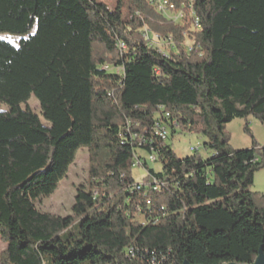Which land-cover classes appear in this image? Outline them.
I'll list each match as a JSON object with an SVG mask.
<instances>
[{
    "label": "trees",
    "instance_id": "obj_1",
    "mask_svg": "<svg viewBox=\"0 0 264 264\" xmlns=\"http://www.w3.org/2000/svg\"><path fill=\"white\" fill-rule=\"evenodd\" d=\"M165 1L176 16L158 0L125 13L124 0H0V35L20 38L0 36V264H249L264 251V191L251 190L264 147L248 122L250 148L225 131L264 122V0ZM32 95L47 125L23 108ZM165 113L209 155L156 137ZM152 147L162 171L144 158ZM82 148L72 214L42 212ZM136 157L152 176L139 189Z\"/></svg>",
    "mask_w": 264,
    "mask_h": 264
},
{
    "label": "rangeland",
    "instance_id": "obj_2",
    "mask_svg": "<svg viewBox=\"0 0 264 264\" xmlns=\"http://www.w3.org/2000/svg\"><path fill=\"white\" fill-rule=\"evenodd\" d=\"M99 2H104L112 8L111 5L117 3L118 0H98ZM123 11L126 12L127 0H124ZM159 1V0H158ZM162 6L168 8V5L162 4L159 2V7ZM163 10V9H162ZM165 10V9H164ZM167 11V10H165ZM172 16L173 11H171ZM2 38H5L14 44H18L19 37L11 36V35H0ZM151 37L153 40L151 42L154 46L159 49H164V45L167 43L166 40L162 38H156L155 34L151 33ZM191 46V41L189 39L186 40V47ZM104 69L108 70L110 73H115L118 75L123 74L122 67L115 66H105ZM23 108L27 106L36 114H38L44 124H48V121L42 115L40 103L35 96L28 100L26 104L22 105ZM0 109L8 110V107L4 104H0ZM249 123V127L252 131L255 141L258 143L260 147H264V122H262L257 117L251 116L247 120L236 118L232 122L226 124L225 131L229 134L230 144L234 148H250L253 145V138L245 131V124ZM170 126V136L166 140V143L172 147V149L176 152L179 157H185L191 154L190 147L197 146L200 144V153L207 157L209 152L203 147V142L205 138L201 134L191 133L184 129L178 128L177 126ZM147 157V155L145 154ZM148 166L153 168L155 171H162V164L159 160L157 161H149ZM88 169H89V153L87 148H82L78 152V156L76 161L71 165L67 176L60 182L59 188L57 191L49 196L44 197L37 201V207L42 212H48L61 216H68L72 214V206L75 203V197L77 194V189L80 185L86 183L88 179ZM133 177L136 182L145 183L148 180L152 179V176L148 175L147 169L141 165L136 164L133 167ZM264 188V169H261L255 174V182L251 188L252 191L263 192ZM139 220L142 218L138 217ZM8 243L4 241L0 234V254L7 248Z\"/></svg>",
    "mask_w": 264,
    "mask_h": 264
},
{
    "label": "built area",
    "instance_id": "obj_3",
    "mask_svg": "<svg viewBox=\"0 0 264 264\" xmlns=\"http://www.w3.org/2000/svg\"><path fill=\"white\" fill-rule=\"evenodd\" d=\"M159 2H161L162 4L168 5L167 1H165V0H159ZM168 7H170L169 8L170 10H168V8H166L164 6H162L160 8V10H162V9L164 10L165 9V10H167V11L164 10L165 13L170 14L171 13V9H172V5H168ZM194 25L196 27H199V24H198L197 21H195ZM146 35H147L148 38L151 35L148 30H146ZM155 37L158 38V39L161 38V37H159L157 35H155ZM150 39L153 40L152 37ZM116 46L118 48H120V49H124L125 48V45L123 43H120V42H118L116 44ZM164 117L165 118H163V119L162 118H156L154 120V123H153V126H152V132H153V134L156 137L160 138L161 140L166 141L169 138V136H170L169 113H165V116ZM174 124H176V123H174ZM134 136L137 137L138 135L135 133ZM151 149H152L151 152L146 153L147 157L144 155V158L147 161L148 160L149 161H156L157 160V153H156V151L154 150L153 147ZM198 150H200V144L199 143L197 144V146L190 147V151L191 152H195V151H198ZM143 161H144V159H140L139 157H136V161H135L134 166L136 164H142ZM145 184H146V182L145 183L139 182V184H135V185H136V188L139 189L141 186H143ZM154 188L156 189V187H154ZM147 203L149 204L150 201L148 200ZM138 217L142 218L143 221H144V218L141 215H139ZM129 253H135V249L133 247L128 248L127 254L129 255Z\"/></svg>",
    "mask_w": 264,
    "mask_h": 264
},
{
    "label": "water",
    "instance_id": "obj_4",
    "mask_svg": "<svg viewBox=\"0 0 264 264\" xmlns=\"http://www.w3.org/2000/svg\"><path fill=\"white\" fill-rule=\"evenodd\" d=\"M183 264H192L188 260L184 261ZM223 264H241V263H235V262H229V263H223ZM249 264H264V251L263 247L259 250V253L255 260L252 263Z\"/></svg>",
    "mask_w": 264,
    "mask_h": 264
},
{
    "label": "bare ground",
    "instance_id": "obj_5",
    "mask_svg": "<svg viewBox=\"0 0 264 264\" xmlns=\"http://www.w3.org/2000/svg\"><path fill=\"white\" fill-rule=\"evenodd\" d=\"M135 253H129V255L134 256Z\"/></svg>",
    "mask_w": 264,
    "mask_h": 264
},
{
    "label": "crops",
    "instance_id": "obj_6",
    "mask_svg": "<svg viewBox=\"0 0 264 264\" xmlns=\"http://www.w3.org/2000/svg\"><path fill=\"white\" fill-rule=\"evenodd\" d=\"M263 190H264V188H263Z\"/></svg>",
    "mask_w": 264,
    "mask_h": 264
},
{
    "label": "snow or ice",
    "instance_id": "obj_7",
    "mask_svg": "<svg viewBox=\"0 0 264 264\" xmlns=\"http://www.w3.org/2000/svg\"><path fill=\"white\" fill-rule=\"evenodd\" d=\"M0 39H2V38H0Z\"/></svg>",
    "mask_w": 264,
    "mask_h": 264
}]
</instances>
